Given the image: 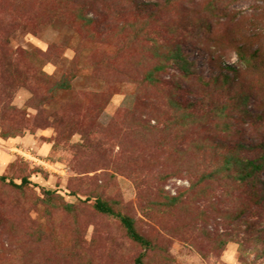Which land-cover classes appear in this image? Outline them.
<instances>
[{
	"label": "rangeland",
	"instance_id": "1",
	"mask_svg": "<svg viewBox=\"0 0 264 264\" xmlns=\"http://www.w3.org/2000/svg\"><path fill=\"white\" fill-rule=\"evenodd\" d=\"M236 158L264 161V0H0V264H264Z\"/></svg>",
	"mask_w": 264,
	"mask_h": 264
},
{
	"label": "trees",
	"instance_id": "2",
	"mask_svg": "<svg viewBox=\"0 0 264 264\" xmlns=\"http://www.w3.org/2000/svg\"><path fill=\"white\" fill-rule=\"evenodd\" d=\"M235 164H237V166L241 169H245L246 173H243L241 175L242 178L248 177L250 175H252L254 172L261 170L264 167V161L259 162V160L257 159H244L242 160L241 158H236V160L234 161ZM1 179H5L4 176L0 175ZM30 182L26 177L23 178L22 180V184L24 183H28ZM15 185H17L16 183H13ZM96 207L105 213H110V214H116L119 215L117 213H115V211L109 207L107 204H105L103 201L101 200H97L96 202ZM121 221L123 222L124 226L126 227L129 235L135 240L138 241L144 245H149L150 241L147 240L144 236H142L135 228L134 225V221L126 216L123 215H119Z\"/></svg>",
	"mask_w": 264,
	"mask_h": 264
}]
</instances>
